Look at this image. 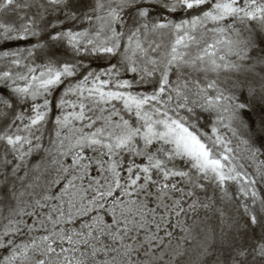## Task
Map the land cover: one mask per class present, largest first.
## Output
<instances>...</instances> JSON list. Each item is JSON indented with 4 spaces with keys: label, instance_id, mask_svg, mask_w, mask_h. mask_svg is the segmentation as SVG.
<instances>
[{
    "label": "snow or ice",
    "instance_id": "obj_1",
    "mask_svg": "<svg viewBox=\"0 0 264 264\" xmlns=\"http://www.w3.org/2000/svg\"><path fill=\"white\" fill-rule=\"evenodd\" d=\"M0 264H264V0H0Z\"/></svg>",
    "mask_w": 264,
    "mask_h": 264
}]
</instances>
